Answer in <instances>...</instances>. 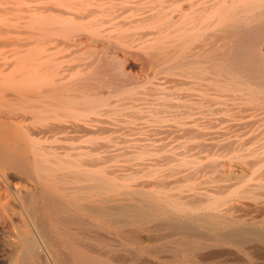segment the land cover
I'll return each instance as SVG.
<instances>
[{"label": "bare ground", "instance_id": "obj_1", "mask_svg": "<svg viewBox=\"0 0 264 264\" xmlns=\"http://www.w3.org/2000/svg\"><path fill=\"white\" fill-rule=\"evenodd\" d=\"M229 112L264 123V0H0L6 264L255 258L264 124Z\"/></svg>", "mask_w": 264, "mask_h": 264}, {"label": "rangeland", "instance_id": "obj_2", "mask_svg": "<svg viewBox=\"0 0 264 264\" xmlns=\"http://www.w3.org/2000/svg\"><path fill=\"white\" fill-rule=\"evenodd\" d=\"M132 72H133V71H132ZM234 112H235V111H233V113H234ZM229 113H230V114H229ZM229 113H227V114H229V115H224V114H223L224 116L221 114V116H223V117H222V120L226 119V118H224V117H227V116H230V117H227V118H228V119H231V116H232V117H233L232 119H234L235 121H238V122H235V121L231 120L230 122H232V123L235 122L236 125H234L235 123H233V124L231 123V125L228 123L230 126H229V125H226V127L229 126L230 128H233L232 125H233L234 127L239 125L237 128L235 127V129L237 130V129H239L240 127H242V128H240V129L238 130V131L241 130V131H240V135L243 133V131H244V133H247L248 131H252L254 127H258V126H256V125H260L261 127H263L262 124H264V123H262V121H258V122L256 123L255 126H253V125L249 126V125H247V124L249 123V121H246V120L241 119V118H244V117H245V116H244L245 114H246V115H247V114H250L249 116L245 117V119L247 118V120H249L248 118H251V117H252V114H251V113H247V112H246L245 114L240 113L242 116H241L240 114H239L240 116H239V115L236 116V115L233 114L232 112H229ZM235 113H236V112H235ZM236 114H238V113H236ZM261 115H262V116H261V118H262L264 114L262 113ZM218 116L220 117V114L216 115V117H218ZM243 116H244V117H243ZM239 117H240V118H239ZM220 118H221V117H220ZM235 118H237L238 120L235 119ZM251 119H252V118H251ZM262 120H264V119L262 118ZM224 121H229V120H224ZM243 121L246 123L245 125H244V124H243V125L246 126L247 128H251V130H250V129L247 130V128L245 127V129L247 130V131H246L245 129H243L244 126H240V124H237V123H241V122H243ZM222 122H223V121H222ZM244 122H243V123H244ZM225 123H226V122H223L222 124L220 123V124L217 126V127H219L218 129H219V130H224V128H225V126H224ZM226 124H227V123H226ZM241 125H242V123H241ZM229 127H227V128H228L227 131H228L229 133H231V134H237V133H238L237 135H239V132H237L234 128H233V129H234L237 133H236V132H233V130H232V129L230 130ZM261 127H259V128H261ZM220 128H221V129H220ZM242 129H243V130H242ZM245 131H246V132H245ZM241 132H242V133H241ZM244 133H243V134H244ZM171 135H172V134H171ZM171 135L169 136V137H170L169 141H170V140H173V139H171L173 135H172V136H171ZM169 137H167V140H168ZM173 138H175V137H173ZM242 139H243V138H242ZM245 143H246V142H245ZM246 146H247V145H246ZM169 147H170V146H166V148H164L163 150H161V148H160V150L158 149V151L156 150V152H158V154H157V153H154L155 151L152 152V153L158 155L159 157H162V156L167 155V154H168V155H169V154H172L171 151H170L171 153L169 152V150L172 149L173 152H174V156L177 157V155H175L176 152L181 151V150H180V149H178V150L175 149V150H174V149L171 148V147H170L171 149H169ZM167 148L169 149L168 152H164V151H167ZM194 150H195V151H193V149H192V151H191V149H190V151H189V149H188V151H189L190 153H191V152H192V153L194 152V154H197V152H198L199 155H198V154H197V155L200 156L201 158H200V157H199V158L197 157V158H198L199 161H200V159H201L202 162H203V160H205V159L207 158L208 154L211 155V156H213V154H216V155H217V150L215 151L216 153H215V152L212 153L213 150H215V149H208V148L205 149V148H203V149H198V150H197V149H194ZM206 150H207L209 153H208ZM162 151H163V153H162ZM175 151H176V152H175ZM188 151L186 150L185 152H187V153L189 154ZM196 151H197V152H196ZM204 151H206L208 154H207L206 152H204ZM210 151H211V152H210ZM182 152H183V151H182ZM182 152H178V154L181 156V154H184V153H185V152H184V153H182ZM180 153H181V154H180ZM187 153H186V154H187ZM203 153H206V154L204 155ZM210 153H212V154H210ZM186 154H185L186 157H189V156L191 155V154H189V155H188V154L186 155ZM194 154H192V155H193V156H192L193 158H195V155H194ZM161 155H162V156H161ZM197 155H196V156H197ZM201 155H203V156H201ZM204 156H206V157H204ZM211 156H208V157H211ZM178 157H179V156H178ZM203 157H204L205 159H204ZM190 158H191V157H190ZM197 158H195V159H197ZM198 160H197V163H198L199 165L196 164L195 166H193V165L191 166V167L193 168V170H194V171L192 170L194 173H192L191 178L193 177V179H195V177H198V176H197L198 173H200V174H199L200 176L203 174L202 177H199L198 179L196 178L197 181H196V179H195V181H196V183L199 181V183H197V184L201 185V186L198 185V188H199V187H200V188H204V187H205V188L207 189L208 187L203 186V185H206V184H208V185H209V184L212 185V184L214 183V179H211V177H213V176H214L215 174H217L218 172H217V171L215 172L214 170H213V172H212L211 169L207 168L205 165L202 166V164H200V163H202V162L200 161V163H199ZM118 161H120V158L118 159ZM161 161H162V160H161ZM161 161H160V162H161ZM121 162H122V161H121ZM121 162H119L118 164H121ZM161 163H162V162H161ZM122 164H123V163H122ZM158 165H159V166H158ZM158 165H156V166H154V167H155V168H164V166L166 167L165 164H162V165L158 164ZM199 167H200V169H199ZM194 168H197V169H194ZM207 169H209V171L212 172L211 174H212V175L214 174V175H213V176H210L211 174L209 173V171H208ZM196 170H197V171L199 170V171L197 172ZM189 171H191V170H189ZM195 171L197 172V174H195V173H196ZM207 171H208V173H207ZM187 172H188V171H187ZM237 173H238V172L235 171V174H237ZM209 174H210V175H209ZM238 174H239V173H238ZM194 175H195V176H194ZM204 175H205V176H204ZM216 176H217V175H216ZM216 176H215V177H216ZM204 177H205V178H204ZM215 177H214V178H215ZM202 178H203V180H204V179H207V180L210 179V182H207L206 180L203 182ZM170 179H171V178H170ZM170 179H169V180H170ZM193 179H191V180H193ZM201 180H202V181H201ZM211 180H212L213 183L211 182ZM200 181L203 182V185L200 183ZM216 181H217V180H216ZM193 182H194V180H193ZM193 182H192V183H193ZM206 182H207V183H206ZM180 183H181V182H180ZM194 183H195V182H194ZM183 184H184V183H183ZM197 184H196V185H197ZM194 185H195V184H194ZM208 185H207V186H208ZM210 185H209V186H210ZM202 186H203V187H202ZM195 188H196V186H195ZM200 188H199V189H200ZM196 189H197V188H196ZM202 190H203V189H200L199 191H202ZM145 245H146V243H145ZM128 250L130 251V254H131V255L134 254V256H133V255L130 256V255L128 254V255H127L128 258H129V257H130V258L134 257V259H135L136 257L138 258V259H135V260L129 258V260H130V261H128L129 263H132V262H134V261H135L134 264H135V263H136V264H138V263H139V264H141V263H143V264H163V263H164L163 261H162L163 263L160 262V261H159L158 259H156V258H155V259H156V260H155L151 255L147 256L148 254H146V255H142V254H140V256H141V257H140L141 259H140V258H139V255H137L138 253L135 254V252H131L133 249L130 250V249L127 248V250H126V248H125L124 251H126V254L129 253ZM214 250H215V251H214ZM223 250H224V249H223ZM223 250L213 249V250L211 251V253H209V254H211L210 256H212V258H213L215 261H214V260H211V259L209 258V260L207 259L208 262H207V260H206L207 263L204 262V263H200V264H209V262H210V264H212V263H213V264H224V263H226V262H227L228 264H232V262H233V263L235 262V264H264V261H263L264 259H262V258H258L259 256L264 258V252H263L264 249H263V248H261L262 251L257 249L258 251L256 252V253H257L256 256H258V257H256L255 255H253V256H255V258H252V259H250V257H252V255L246 253V255L244 256L243 254H245V253H243V252H237V251L234 250V249H231L232 251H231V250H230V251H231V253H234V252L236 253V252H237V253H238V254L236 253L237 256H236L235 254H234L235 256H234L233 254H230L228 249H225V251L227 250L228 252H227V251H226V252L224 251V252H225V255H227V256H224V252H223ZM221 251H222L223 253H221ZM233 251H234V252H233ZM259 252H260V253H259ZM217 253H218V256L216 255ZM220 253H221V254H220ZM227 253H229L230 255L227 254ZM241 253H242V255H241ZM123 254H125V252H124ZM219 254L222 255V256L219 257V256H220ZM215 255H216V256H215ZM228 255H229V256H228ZM5 256H6V252L3 251L2 247H0V262H1L0 264H6ZM124 256H125V255H124ZM124 256H123V259H122V260H123V261H124L125 259L128 260V258H126L127 256H125V257H124ZM142 256H144V257H142ZM150 256H151V257H150ZM223 256H224V257H223ZM3 257H4V259H3ZM149 257H150V258H149ZM217 257H218V260H217ZM124 258H125V259H124ZM148 258H149V260H148ZM222 258H224V259L222 260ZM225 258H226V259H225ZM232 258H233L234 260H233ZM145 259H146V260H145ZM153 259H154V260H153ZM230 259H231V260H230ZM255 259H257L258 261L255 260ZM260 259H261L262 261H261ZM3 260H4V261H3ZM127 260H126V261H127ZM131 260H132V261H131ZM136 260H138V261H136ZM139 260H140V261H139ZM157 260L159 261V263H158ZM219 260H220V262L223 261V263H220ZM221 260H222V261H221ZM225 260H227V261H225ZM232 260H233V261H232ZM247 260H248V261H247ZM126 261H124L125 264H128V262H126ZM211 261H212V263H211ZM253 261H254V262H253ZM259 261H261V262H259ZM137 262H138V263H137ZM148 262H149V263H148ZM155 262H156V263H155ZM165 263H166V262H165ZM227 263H226V264H227ZM132 264H133V263H132ZM167 264H168V263H167ZM191 264H194V262H192ZM195 264H198V263L195 262Z\"/></svg>", "mask_w": 264, "mask_h": 264}]
</instances>
